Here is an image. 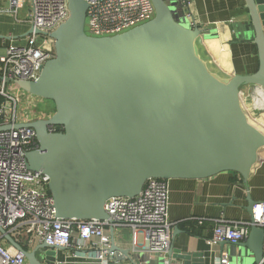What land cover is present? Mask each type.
Listing matches in <instances>:
<instances>
[{"label": "water", "instance_id": "obj_1", "mask_svg": "<svg viewBox=\"0 0 264 264\" xmlns=\"http://www.w3.org/2000/svg\"><path fill=\"white\" fill-rule=\"evenodd\" d=\"M151 1L152 19L94 37L84 31L86 2L68 0V18L50 33L54 56L35 80L17 81L54 103L48 118L15 127L35 131L38 148L25 153L27 168L48 177L58 218L110 221L106 200L136 196L149 178L203 179L231 171L246 183L264 147V127L242 91H264V0H245L258 55L257 70L246 75L217 69L204 50V30L183 25L165 0ZM245 201L240 206L251 220L255 202L249 195ZM0 233L28 264H55L61 247L42 242L29 248ZM227 244L219 242V252ZM238 244L259 263L264 229L250 225ZM109 251L131 260L113 239ZM165 253L157 264H210L203 253L171 245Z\"/></svg>", "mask_w": 264, "mask_h": 264}, {"label": "built area", "instance_id": "obj_2", "mask_svg": "<svg viewBox=\"0 0 264 264\" xmlns=\"http://www.w3.org/2000/svg\"><path fill=\"white\" fill-rule=\"evenodd\" d=\"M8 2L10 9L2 8ZM26 1L32 31L24 41L9 45L0 55V228L21 245L35 247L45 242L61 248L93 249L101 260L114 255L109 251L106 227L123 226L130 230L133 244L142 235L148 249L163 254L170 246L172 222L168 219L165 179L149 178L134 197H110L104 204L108 220L62 219L55 215L48 177L27 168L25 153L38 148L35 131L15 124L33 120L20 117L14 86L18 80H35L44 63L54 56V39L50 33L69 16L68 0H0V12H16ZM87 4L85 33L94 37L111 36L142 24L154 16L151 0H84ZM184 6L189 1L184 0ZM264 229V201L251 209V220L217 218L209 239L218 244H237L244 240L250 225ZM24 255L0 233V264H25ZM218 264H227L221 254ZM264 264V251L261 261Z\"/></svg>", "mask_w": 264, "mask_h": 264}, {"label": "crops", "instance_id": "obj_3", "mask_svg": "<svg viewBox=\"0 0 264 264\" xmlns=\"http://www.w3.org/2000/svg\"><path fill=\"white\" fill-rule=\"evenodd\" d=\"M175 18L187 27L197 26L205 32L206 49L212 64L227 74H251L258 68L257 48L247 25L249 21L245 0H165ZM2 8L10 9L8 2ZM30 8L26 1L16 10L0 12V55L9 45L22 43L30 29ZM214 43L216 46H212ZM226 52L225 63L221 61ZM249 99L248 110L264 127V91L258 87L242 88ZM247 105V104H246ZM259 115L256 113L258 109ZM256 114V115H255ZM257 162L244 183L239 174L223 171L203 179H167L168 219L172 222L170 245L189 252L203 253L210 264H218L221 254L227 256V264H256L253 255L240 244L225 245L219 252L218 244L209 239L217 218L248 220L249 213L240 205H246L245 196L254 201H264V147ZM109 244L128 249L131 260H119L114 255L104 261L95 257V250L83 248H59L55 250V264H157L166 253L151 252L141 234L135 244L130 230L123 226H107ZM244 240L240 241L243 242ZM24 243V242H22ZM21 243V244H22ZM31 248V247H29ZM25 264H28L25 260Z\"/></svg>", "mask_w": 264, "mask_h": 264}, {"label": "rangeland", "instance_id": "obj_4", "mask_svg": "<svg viewBox=\"0 0 264 264\" xmlns=\"http://www.w3.org/2000/svg\"><path fill=\"white\" fill-rule=\"evenodd\" d=\"M84 29L87 31V28ZM203 47L206 54L210 56L205 43H203ZM210 58L212 62V57L210 56ZM14 91L18 98L17 111L20 117L29 115L33 120L38 118L44 119L48 118L54 112V103L52 100L34 96L18 86H14ZM243 99L248 106V103L250 102L249 99L246 98V96H243ZM259 111L262 112V108L258 109V112L256 113L257 115H259Z\"/></svg>", "mask_w": 264, "mask_h": 264}, {"label": "trees", "instance_id": "obj_5", "mask_svg": "<svg viewBox=\"0 0 264 264\" xmlns=\"http://www.w3.org/2000/svg\"><path fill=\"white\" fill-rule=\"evenodd\" d=\"M212 46H216L214 43H212L211 44ZM225 56H226V52H224V51H222V53H221V61L223 62V63H225Z\"/></svg>", "mask_w": 264, "mask_h": 264}]
</instances>
